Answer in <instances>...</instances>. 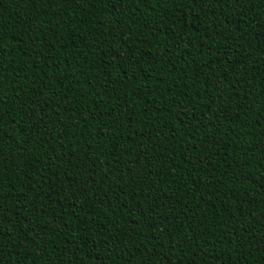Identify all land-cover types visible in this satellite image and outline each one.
Instances as JSON below:
<instances>
[{"label":"trees","instance_id":"16d2710c","mask_svg":"<svg viewBox=\"0 0 264 264\" xmlns=\"http://www.w3.org/2000/svg\"><path fill=\"white\" fill-rule=\"evenodd\" d=\"M0 264H264V0H0Z\"/></svg>","mask_w":264,"mask_h":264}]
</instances>
